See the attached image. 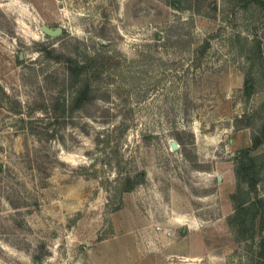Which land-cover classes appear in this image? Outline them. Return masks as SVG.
Segmentation results:
<instances>
[{
    "label": "rangeland",
    "instance_id": "374dc122",
    "mask_svg": "<svg viewBox=\"0 0 264 264\" xmlns=\"http://www.w3.org/2000/svg\"><path fill=\"white\" fill-rule=\"evenodd\" d=\"M263 120L264 1L0 0V264H264Z\"/></svg>",
    "mask_w": 264,
    "mask_h": 264
},
{
    "label": "trees",
    "instance_id": "16d2710c",
    "mask_svg": "<svg viewBox=\"0 0 264 264\" xmlns=\"http://www.w3.org/2000/svg\"><path fill=\"white\" fill-rule=\"evenodd\" d=\"M240 2L252 1L255 3H262L264 0H239ZM83 64H79L76 60H70L69 73L74 78H77L81 74V69H83ZM245 94L249 95L252 92V84L249 79L245 81ZM81 89V88H80ZM76 90V94L81 92ZM264 142V120L259 128V131L252 134L250 146L240 149L237 151L236 156V167L234 169L235 175L238 179V184L236 186L235 192L231 195V200L236 204V212L234 215L228 217V224L232 228L236 237H244L245 231L247 229L245 225L246 219L244 216V211L247 209L246 205L257 209V212L253 213V221L258 217L259 224V240H258V253L261 260L264 262V235L261 233L264 228V200L262 196L256 193L257 191V181L256 176V162L258 157L251 154L252 150L258 148ZM254 192L256 198L251 200L250 193ZM248 203V204H246ZM246 204V205H244ZM246 206V207H245ZM248 207V208H249Z\"/></svg>",
    "mask_w": 264,
    "mask_h": 264
},
{
    "label": "water",
    "instance_id": "95a60500",
    "mask_svg": "<svg viewBox=\"0 0 264 264\" xmlns=\"http://www.w3.org/2000/svg\"><path fill=\"white\" fill-rule=\"evenodd\" d=\"M41 29L44 32V34H46L48 36H52V37L58 36L62 32V28L59 26L55 27V28H50L47 25H42ZM170 144H171L172 148H174V149L177 148V144L175 141H171Z\"/></svg>",
    "mask_w": 264,
    "mask_h": 264
},
{
    "label": "crops",
    "instance_id": "0c3cea01",
    "mask_svg": "<svg viewBox=\"0 0 264 264\" xmlns=\"http://www.w3.org/2000/svg\"><path fill=\"white\" fill-rule=\"evenodd\" d=\"M184 221H186V220H184ZM189 221H191V222H190L191 224L196 225V223H195L194 220L189 219Z\"/></svg>",
    "mask_w": 264,
    "mask_h": 264
},
{
    "label": "built area",
    "instance_id": "2783aa9c",
    "mask_svg": "<svg viewBox=\"0 0 264 264\" xmlns=\"http://www.w3.org/2000/svg\"><path fill=\"white\" fill-rule=\"evenodd\" d=\"M166 234H169V232L167 231V232H165Z\"/></svg>",
    "mask_w": 264,
    "mask_h": 264
}]
</instances>
